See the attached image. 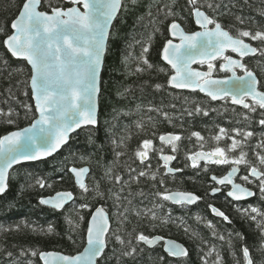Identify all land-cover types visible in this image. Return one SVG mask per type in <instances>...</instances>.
I'll return each instance as SVG.
<instances>
[{
  "label": "trees",
  "instance_id": "trees-1",
  "mask_svg": "<svg viewBox=\"0 0 264 264\" xmlns=\"http://www.w3.org/2000/svg\"><path fill=\"white\" fill-rule=\"evenodd\" d=\"M23 2L0 0V27H6L9 35L12 33L11 23ZM208 2L213 4V8H208L205 0H200L201 5H204L201 10L232 35L235 36L237 30H250L253 33L264 31V0ZM170 3L172 0H137L135 5L126 3V7L120 11L111 31L102 73L98 125L82 128L56 155L12 169L9 189L0 196V264H43L38 254L32 255L34 251L58 250L68 254L81 251L86 244L90 215L100 204L107 209L112 220L106 255L100 264H204L205 259L208 264H214L217 253L220 256L219 264H244L242 248L245 246L249 248L255 264H264V253L259 250L264 245V237L256 222L242 216L239 211L250 205L264 210L259 181L246 183L241 179L256 191V196L249 202L239 203L235 210L230 211L217 201L208 200L206 191L210 183L209 174L229 165L209 164L193 168L187 158L200 149L211 151L217 144L227 148L232 143L229 136L242 139L232 131L241 129L254 133L246 141L243 151L247 153L246 159L257 165L256 153L264 154V149L257 147L264 140V126L259 124V120L264 118L261 116L262 110L251 113L232 104L229 98L213 101L199 92L178 90L168 85L172 70L162 60L161 52L170 38L169 24L175 20L187 31L198 28L187 0H175L172 10L176 15L166 18L164 12L167 9L163 6ZM51 4L63 8L71 5L64 0H51ZM42 9L50 10L47 0ZM4 39L5 35H0V109L7 112L11 108L19 115L12 117L14 125L5 123V118L0 117V136L28 125L31 116L25 118L26 109L23 105H31L34 109L35 104L30 87L24 83L30 76V66L11 56L3 43ZM245 39L257 49H264V43ZM143 46L149 47L147 58L154 67L132 75L130 73L137 66ZM230 54L235 55L232 52ZM125 57H128L127 62ZM221 61L219 59L215 64L219 65ZM243 61L257 73L260 87L264 90V55L258 52ZM198 66L206 68V65ZM19 68L24 71H16ZM160 68L165 71L160 72ZM215 75L223 76L226 73L217 68ZM156 84L163 87L157 89ZM25 92L28 94L25 95ZM197 107L207 110L208 115L197 113ZM245 115L249 119H245ZM221 128L226 130V134L220 133ZM193 132H199L203 141L193 136ZM166 133L181 137L176 142L178 149L174 153L169 145H163L164 152L176 157L173 166L181 170L176 174L167 173L159 152H149V160L144 164L135 156L136 149L144 139H151L154 147L160 148L159 136ZM217 135H221L219 142L214 139ZM239 151L227 152V155L237 156ZM118 152L123 155L117 156ZM82 165H89L91 169L87 185L92 188L99 183L105 199L96 198L92 192L81 195L68 169ZM240 167L242 173H248L245 165ZM130 168L136 169V172L130 173ZM205 168L208 172L203 176ZM261 170H264V166H261ZM140 171H145L147 175L135 179ZM152 173L156 175L154 180L151 178ZM116 175L122 177L119 184L113 179ZM38 179H43L52 187L41 188L37 184ZM63 189L72 190L76 195L74 203L64 210H55L39 203L41 197ZM175 189L191 190L201 199L195 205L181 206L157 195V192ZM116 195H119V201ZM211 201L224 209L231 223L213 215L209 207ZM81 204H88L89 208L80 209ZM149 209L155 212L157 219H151L150 214H147ZM77 212L84 217L83 221H78ZM69 217L74 223L78 222L80 227L73 231L67 222ZM163 220H167V223H162ZM209 222L212 227H209ZM49 226L53 228L52 233L47 232ZM140 233L178 239L188 247V256L171 257L164 251L163 244L147 247L143 242H138ZM114 234L119 235L125 243L122 245L117 242ZM221 236L223 239H220ZM132 248L137 249L133 256L123 255ZM211 249H215L213 254L206 255ZM9 252L11 256H8Z\"/></svg>",
  "mask_w": 264,
  "mask_h": 264
},
{
  "label": "snow or ice",
  "instance_id": "snow-or-ice-1",
  "mask_svg": "<svg viewBox=\"0 0 264 264\" xmlns=\"http://www.w3.org/2000/svg\"><path fill=\"white\" fill-rule=\"evenodd\" d=\"M73 6L68 8L53 7L51 0H47L50 11L40 10L45 0H24L22 6H19V12L11 23L12 33L7 34L6 27H0V35H5L3 41L7 51L12 57L23 60L30 66V76L26 81L31 89V97L34 100L33 106L25 104V118L31 116V122L28 126L8 131L0 136V194L5 193L9 186L10 169L14 165L24 161H37L52 156L62 146L68 143L70 134L82 125L97 124V97L100 92V74L103 66L104 55L111 37V28L113 21L118 13L126 7V3L136 4L137 0H68ZM208 8H213V4L205 0ZM175 0L172 3L163 6L167 11L165 17L175 16L172 10ZM190 6L191 14L195 18V23L202 31L186 32L182 26L173 20L169 25V33L179 43H174L173 39H168L162 48V59L172 70V75L167 81L173 88L190 89L205 93L212 100H224L230 98L231 103L241 105L248 112L255 113L257 109L262 110L261 116L264 117V91L259 90L256 74L249 69L242 59L249 55L260 52L264 55V49H257L250 43H246L244 38L252 41L264 43V31L257 30L254 33L250 30H237L234 36L225 30L220 23L209 17L201 10L200 0H187ZM163 9H158L161 11ZM215 10V9H213ZM151 15V12H149ZM237 20H241L237 17ZM209 25L213 27L209 28ZM158 30V29H157ZM236 53L240 59H234L230 55H225L226 51ZM148 46H143L140 56L137 58V66L130 74L136 75L143 73L154 66L149 62L147 54ZM221 59L219 65L213 63ZM128 57H125L127 62ZM5 63H7L5 61ZM193 64L207 65L206 71H198L192 67ZM218 68L224 73H231L226 79L213 78V72ZM237 69L243 72V75H237ZM164 72V68L158 69ZM23 72V68L16 69ZM155 87L160 89L161 84ZM9 91H11L9 89ZM28 93L25 92V95ZM197 113L203 112L207 116L208 111L197 107ZM192 113H189L191 115ZM14 110L9 108L7 112L0 109V117H4V122L14 125L12 118ZM165 116L167 114L165 113ZM245 119H249L245 115ZM259 124L264 126V118L259 120ZM139 126V125H138ZM236 136L242 139H236L235 136H229L232 143L227 148L220 147L219 144L209 152H196L190 154L187 158L192 161V167H198V161L204 160L206 163L216 165H231L230 171L223 177L218 178L213 175L212 181L219 185L231 186L227 196L234 200H242L252 197L255 193L247 187L234 182V177L239 171V165H245L248 169V175L240 177L246 183L259 181L258 188L261 198L264 199V154L256 153L258 164L254 165L246 159L247 153L243 151L248 138L254 133L252 131H242L233 129ZM221 134H226V130L221 128ZM193 136L203 141L199 132H193ZM181 137L174 134H163L159 136L161 147L156 148L151 139H144L135 151V156L144 164L149 160V152H159L160 159L164 162V168L167 173L181 171L169 167V163L176 157L166 155L163 145H169L174 153L178 149L177 141ZM217 142L221 140V135L214 138ZM115 143V141H113ZM122 143V141H121ZM203 147V144H201ZM257 147L264 149V140ZM239 151L237 156H229L227 152ZM117 156L123 153H117ZM150 167V165H149ZM68 172L73 174L76 186L81 190V195H87L92 192L96 198L105 199V193L100 190L99 183L90 188L85 182L84 177L88 174L87 167H71ZM110 173L111 170L109 169ZM130 173H135L136 169H129ZM108 173H106L107 175ZM147 175L145 171H140L135 179ZM151 178H156L152 173ZM116 183L122 182V177L116 175L113 177ZM126 183V182H125ZM163 184V180L160 181ZM37 184L41 187H52L46 184L43 179H38ZM219 188H212L211 193L215 194ZM123 191V189H121ZM165 201H172L181 206L191 205L201 197L189 192H157ZM119 201V195H116ZM69 202L74 203V196L71 191L56 192L49 197H41L39 203L47 205L55 210H64ZM129 203H131L129 201ZM212 213L222 217L225 221L231 223L229 217L221 210L209 205ZM80 209H88V204H81ZM127 209H125V212ZM242 216L255 221L257 228L260 229L261 236L264 237V210L249 206L245 209H239ZM151 219H157L154 211L147 210ZM123 216L124 213H119ZM137 215H140L137 212ZM258 217L260 219H258ZM78 221H83L84 217L77 212ZM126 219V217H125ZM67 222L74 231L80 227L78 222L74 223L72 218H67ZM162 223H167L163 220ZM209 227H212L209 222ZM110 231L109 218L103 207H98L91 215L86 229V245L83 251L76 255H63L58 252H32L33 256L39 255L44 264H100L105 258V249L108 246L107 235ZM187 231V229H185ZM48 233L53 232L52 226L47 229ZM215 234V233H214ZM115 235V234H114ZM241 239L240 233L236 234ZM71 240L72 237L69 236ZM115 239L120 244L124 240L115 235ZM220 239H223L221 236ZM138 242L153 246L160 241H164V250L171 257H187L188 250L181 244L173 240H165L164 237H149L143 233L137 236ZM75 243V241H73ZM130 243V242H129ZM264 253V245L259 249ZM137 249L123 253L124 256H133ZM215 249H211L206 255L211 256ZM244 264H255L248 247L242 248ZM12 253L9 252L8 256ZM162 259V258H161ZM220 256L216 254L214 264H219ZM204 264H208L205 259Z\"/></svg>",
  "mask_w": 264,
  "mask_h": 264
},
{
  "label": "water",
  "instance_id": "water-1",
  "mask_svg": "<svg viewBox=\"0 0 264 264\" xmlns=\"http://www.w3.org/2000/svg\"><path fill=\"white\" fill-rule=\"evenodd\" d=\"M66 3H69L68 2V0H64ZM73 5L71 4L70 6H68V7H72ZM68 7H66V8H68ZM63 8V7H62ZM40 10H42V11H50V10H45V9H42V7H41V9ZM202 11H204V10H202ZM205 12V11H204ZM119 14H120V12L118 13V15H117V18H118V16H119ZM205 14L206 15H208L206 12H205ZM209 16V15H208ZM210 17V16H209ZM116 18V19H117ZM116 19L113 21V26H114V23H115V21H116ZM194 21H195V18H194ZM176 22H178L181 26H182V28L186 31V32H195V31H202L203 29H201V28H199V26L197 25V27H198V29H196V30H194V31H187L186 29H185V27L179 22V21H176ZM170 25V24H169ZM222 25V24H221ZM113 26H112V28H113ZM211 27H213L212 25H209V28H211ZM223 27V26H222ZM112 28H111V31H112ZM224 28V27H223ZM168 29H169V27H168ZM225 29V28H224ZM225 30H227V29H225ZM228 31V30H227ZM231 34V33H230ZM169 35H170V33H169ZM169 39H173V42L174 43H179V40L178 39H174L173 37H171V35H170V38ZM245 39V38H244ZM245 42L246 43H250L253 47H256V46H254L250 41H248L247 39H245ZM166 43V42H165ZM108 44H109V42H108ZM107 50H108V46H107V49H106V52H105V55H104V59H103V66H102V71H101V74H100V81H99V86H100V92H99V94H98V97H97V124L95 125V126H93V125H82L80 128H78V129H76V131L75 132H73V133H71L70 134V138H69V140H68V143L70 142V139H71V137L75 134V133H77L78 131H80L82 128H84V127H89V126H92V127H96L97 125H98V123H99V112H100V93H101V80H102V73H103V68H104V63H105V59H106V54H107ZM229 52H231L230 50L229 51H226L225 52V55H229L228 53ZM258 53V52H257ZM256 53V54H257ZM161 54H162V52H161ZM256 54H254V55H249V56H246V57H244L243 59H242V63H244V59H246L247 57H250V56H255ZM230 56H232L234 59H240V57L235 53V55H231L230 54ZM161 58H162V55H161ZM163 60V59H162ZM218 60V59H217ZM216 60V61H217ZM216 61H213V63H215ZM165 62V61H164ZM223 62V61H222ZM166 63V62H165ZM167 64V63H166ZM168 65V64H167ZM197 65H200V64H193L192 65V67L194 68V69H196V70H198V71H206L207 70V68L206 69H203V68H200V67H198ZM170 66V65H169ZM255 74H256V76H257V78H258V80L260 81V79H259V77H258V75H257V73L253 70V69H251ZM239 69H237V75H243V73L242 74H240L239 72ZM173 74V73H172ZM171 74V75H172ZM231 75V73H229V74H227V75H224V76H216L215 75V71L213 72V78H216V79H226L228 76H230ZM258 88H259V90H261V91H264L263 89H261V87H260V84L258 85ZM175 89H178V90H186V91H192V90H190V89H179V88H175ZM198 91V90H197ZM200 93H202V92H200ZM202 94H204V95H206L205 93H202ZM207 96V95H206ZM231 100V99H230ZM214 101H219V100H214ZM35 103V102H34ZM235 105V104H234ZM238 106H240V107H242L241 105H238ZM26 126H28V125H26ZM26 126H24V127H26ZM21 128H23V127H21ZM14 130H16V129H14ZM166 134H169V133H166ZM170 134H173V133H170ZM174 135H176V134H174ZM67 143V144H68ZM66 144V145H67ZM66 145H64V146H62L57 152H55V153H53V155L52 156H54V155H56L58 152H60L61 150H62V148L63 147H65ZM197 152H206L205 150H198ZM196 153V152H195ZM166 155H173V154H171V153H165ZM52 156H49V157H46V158H44V159H41V160H37V161H24V162H22V163H20V164H17V165H14L13 166V168L14 167H16V166H18V165H21V164H27V163H33V162H38V161H42V160H46V159H48V158H50V157H52ZM174 161H175V159L174 160H172L170 163H169V167H171V168H173V169H176L175 167H173L172 166V164L174 163ZM191 161V160H190ZM192 162V161H191ZM201 162H205L204 160H200V161H198V163H201ZM71 167H76V168H81V167H87L88 169H89V172H88V174H86L85 175V177H84V182L87 184V179H88V176H89V174H90V171H91V169H90V166L89 165H83V166H71ZM70 167V168H71ZM12 168V169H13ZM12 169H10V174H11V171H12ZM230 171V170H229ZM240 171H241V169H240V166H239V171H238V173L236 174V176L234 177V182L235 183H239V182H236L235 181V178L239 175V173H240ZM175 173H177V172H173V173H170V174H175ZM226 175V174H225ZM72 176H73V174H72ZM224 176V175H223ZM222 176V177H223ZM74 177V176H73ZM220 178V177H219ZM239 184H241L242 186H244V187H247V188H249L250 190H252L254 193H255V195H256V191L254 190V189H252V188H250V187H248V186H245L244 184H242V183H239ZM9 189V186H8V188L6 189V191H5V193L7 192V190ZM231 190V189H230ZM229 190V191H230ZM61 191H71L72 193H73V196H74V200H75V193L72 191V190H60V191H57V192H61ZM176 191H180V192H189V193H193V194H195L196 196H199L197 193H195V192H192V191H187V190H180V189H177V190H172V191H169V193H171V192H176ZM5 193H3V194H5ZM3 194H0V196L1 195H3ZM55 194V193H54ZM54 194H52V195H54ZM52 195H49V196H52ZM255 195L254 196H252V197H248V198H246V199H242V200H239V201H246V200H251V199H253L254 197H255ZM49 196H44V197H49ZM200 197V196H199ZM231 198V197H230ZM233 199V198H232ZM200 200V199H199ZM199 200H197L195 203H193V204H191V205H194V204H196V203H198L199 202ZM234 200V199H233ZM170 201V200H169ZM235 201H237V200H235ZM172 202V201H171ZM72 202H69V204L68 205H70ZM173 203V202H172ZM68 205H65V207L66 206H68ZM179 205V204H178ZM47 206V205H46ZM48 207H50V206H48ZM98 207H103L104 209H105V212H106V214H107V216H108V218H109V227H110V230H111V228H112V221H111V216H110V213L107 211V209L103 206V205H98L96 208H98ZM215 208H217L216 206H214ZM52 208V207H51ZM95 208V209H96ZM95 209L93 210V212L95 211ZM217 209H219V208H217ZM219 210H221V209H219ZM222 211V210H221ZM92 212V213H93ZM214 214V213H213ZM92 215V214H91ZM214 216H216L215 214H214ZM216 217H219V216H216ZM221 218V217H220ZM91 219V216H90V218H89V220ZM109 233H110V231H109ZM109 233H108V235H109ZM108 235H107V239H108ZM154 236H160V235H154ZM154 236H149V237H154ZM161 237H163V236H161ZM164 239L165 240H173V241H176L177 243H179V244H181V245H183L187 250H188V247L183 243V242H181L180 240H177V239H175V238H165L164 237ZM160 243H163L164 244V241H160V242H158V243H156L155 245H153V246H149V245H146L147 247H150V248H153V247H155V246H157L158 244H160ZM86 245V244H85ZM85 247V246H84ZM107 249V248H106ZM106 249H105V251H106ZM81 251H83V249L81 250ZM81 251H79V252H81ZM42 252H58V253H61V254H63V255H76L77 253H75V254H67V253H64V252H62V251H58V250H44V251H42ZM167 253V252H166ZM188 253H189V250H188ZM175 258V257H174ZM181 258V257H180ZM42 261V260H41ZM42 263L44 264V262L42 261Z\"/></svg>",
  "mask_w": 264,
  "mask_h": 264
},
{
  "label": "flooded vegetation",
  "instance_id": "flooded-vegetation-1",
  "mask_svg": "<svg viewBox=\"0 0 264 264\" xmlns=\"http://www.w3.org/2000/svg\"><path fill=\"white\" fill-rule=\"evenodd\" d=\"M69 4H71V3H69ZM239 72V71H238ZM241 74V73H240ZM217 76V75H216ZM224 76V75H223ZM194 92V91H193ZM195 92H199V91H195ZM200 93V92H199ZM202 94V93H201ZM204 95V94H203ZM206 96V95H205ZM208 97V96H207ZM210 98V97H209ZM211 99V98H210ZM212 100V99H211ZM214 101V100H213ZM174 134V133H173ZM200 150H204V149H200ZM198 151V150H197ZM197 151H195V152H197ZM206 152H209V151H207V150H205ZM194 152V153H195ZM164 153H169V152H164ZM163 153V154H164ZM192 164V163H191ZM209 164H211V163H206V162H201V163H198V165H209ZM211 165H213V166H217L216 164H211ZM240 166V165H239ZM231 169V165H229V166H227V167H224L223 169H221V171H219V172H211L210 174H209V180H210V183L206 186V191H207V197H208V200H215V201H217L218 203H220L222 206H224L226 209H230V211H232V210H235L237 207H238V204L239 203H245V202H249V201H251V200H246V201H235V200H233L232 198H230V197H228L227 196V193H228V191L231 189V186L229 185V186H224V185H219V184H217L215 181H212L211 180V177L213 176V175H215V176H217L218 178L219 177H222L223 175H225V174H227V172L229 171ZM240 169H241V167H240ZM208 171L206 170V168H205V171H203V173H202V175L203 176H205L206 175V173H207ZM244 175H248V173H242V170L240 171V173H239V175L235 178V181L236 182H239V183H242V184H244L245 186H248L246 183H244L241 179H240V177H242V176H244ZM248 187H250V186H248ZM212 188H219L220 190L218 191V192H216L215 194H212L211 193V189ZM251 188V187H250ZM253 189V188H252ZM189 191H191V190H189ZM256 196V195H255ZM255 198V197H254ZM200 201V200H199ZM197 204V203H196ZM195 205V204H194ZM210 205H212V206H215V204L214 203H212V201L210 202ZM216 207L217 208H219V209H221L224 213H225V211H224V209L222 208V207H219V206H217L216 205ZM214 215V214H213ZM216 217V216H215ZM220 218V217H219ZM222 218V217H221ZM223 219V218H222ZM168 238H171V237H168Z\"/></svg>",
  "mask_w": 264,
  "mask_h": 264
},
{
  "label": "bare ground",
  "instance_id": "bare-ground-1",
  "mask_svg": "<svg viewBox=\"0 0 264 264\" xmlns=\"http://www.w3.org/2000/svg\"><path fill=\"white\" fill-rule=\"evenodd\" d=\"M64 148V147H63ZM62 148V149H63ZM190 161V160H189ZM190 163H192L191 161H190ZM172 166H173V164H172ZM174 167V166H173ZM177 169V168H176ZM167 171V170H166ZM170 174V173H169ZM176 174V173H175ZM64 190V189H63ZM175 190H177V189H175ZM180 190H183V189H180ZM172 191V190H171ZM187 191H189V190H187ZM193 192V191H192ZM171 202V201H170ZM73 203V202H72ZM172 203V202H171ZM174 204V203H173ZM101 205V204H100ZM178 205V204H177ZM93 212V211H92ZM92 214V213H91ZM91 216V215H90ZM89 221V220H88ZM112 221V220H111ZM111 231V230H110ZM159 235V234H158ZM154 236V235H153ZM160 236H162V235H160ZM165 238H168V237H165ZM178 240V239H177ZM160 244H163V243H160ZM159 245V244H158ZM163 248H164V244H163ZM68 254V253H67Z\"/></svg>",
  "mask_w": 264,
  "mask_h": 264
}]
</instances>
